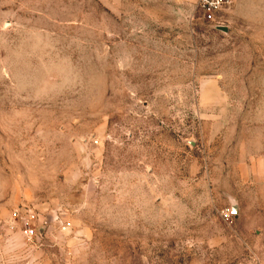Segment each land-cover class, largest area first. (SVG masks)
Listing matches in <instances>:
<instances>
[{
  "label": "rangeland",
  "instance_id": "rangeland-1",
  "mask_svg": "<svg viewBox=\"0 0 264 264\" xmlns=\"http://www.w3.org/2000/svg\"><path fill=\"white\" fill-rule=\"evenodd\" d=\"M0 264H264V0H0Z\"/></svg>",
  "mask_w": 264,
  "mask_h": 264
},
{
  "label": "built area",
  "instance_id": "built-area-1",
  "mask_svg": "<svg viewBox=\"0 0 264 264\" xmlns=\"http://www.w3.org/2000/svg\"><path fill=\"white\" fill-rule=\"evenodd\" d=\"M231 3L232 0H198V6L209 15L220 11L224 7L229 6ZM222 213L226 218H228L231 214L229 210H224ZM22 233L25 237H27L28 240H32L39 235L37 232V227H24Z\"/></svg>",
  "mask_w": 264,
  "mask_h": 264
},
{
  "label": "water",
  "instance_id": "water-1",
  "mask_svg": "<svg viewBox=\"0 0 264 264\" xmlns=\"http://www.w3.org/2000/svg\"><path fill=\"white\" fill-rule=\"evenodd\" d=\"M225 28H222V31H225ZM238 212V208L236 206L235 200L234 199H230V213L231 214H236ZM43 231V227H37V232L40 235V233H42Z\"/></svg>",
  "mask_w": 264,
  "mask_h": 264
}]
</instances>
